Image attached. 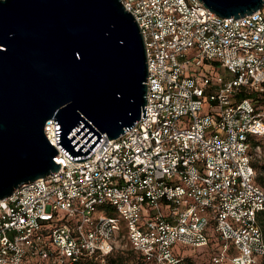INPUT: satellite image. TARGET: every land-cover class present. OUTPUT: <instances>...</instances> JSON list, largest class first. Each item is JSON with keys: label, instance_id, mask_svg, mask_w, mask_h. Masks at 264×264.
<instances>
[{"label": "built area", "instance_id": "built-area-1", "mask_svg": "<svg viewBox=\"0 0 264 264\" xmlns=\"http://www.w3.org/2000/svg\"><path fill=\"white\" fill-rule=\"evenodd\" d=\"M120 2L144 43L145 119L81 162L49 120L59 170L0 200V264H111L121 241L133 264H194L185 251L209 246L215 264H260L264 113L239 95L264 94V4L236 20L198 0Z\"/></svg>", "mask_w": 264, "mask_h": 264}, {"label": "water", "instance_id": "water-1", "mask_svg": "<svg viewBox=\"0 0 264 264\" xmlns=\"http://www.w3.org/2000/svg\"><path fill=\"white\" fill-rule=\"evenodd\" d=\"M240 19L264 0H198ZM147 62L120 0H0V200L59 170L44 133L73 161L146 116Z\"/></svg>", "mask_w": 264, "mask_h": 264}, {"label": "rangeland", "instance_id": "rangeland-1", "mask_svg": "<svg viewBox=\"0 0 264 264\" xmlns=\"http://www.w3.org/2000/svg\"><path fill=\"white\" fill-rule=\"evenodd\" d=\"M189 55L191 56L192 54ZM193 66H195L194 72L200 74L214 72L216 68L214 65L204 62H199L196 64L194 63ZM260 108L261 111L264 113V101ZM204 112H207V104L204 106ZM258 144L260 146V150L252 153V163L257 165L258 167V169L256 170V174L258 176H262L264 174L262 173L260 168L264 166V137L258 139ZM119 245L120 247L118 248V251L115 252L111 258L116 259L117 257L121 256L126 260L124 264H133L136 259L134 253L131 252L128 246H125L124 241H121ZM184 254L189 256L191 255L190 259L193 260L196 264H215L212 258L215 256L216 250H203L202 252H197L195 255H193V251L186 250ZM224 264H228V261H225Z\"/></svg>", "mask_w": 264, "mask_h": 264}, {"label": "trees", "instance_id": "trees-1", "mask_svg": "<svg viewBox=\"0 0 264 264\" xmlns=\"http://www.w3.org/2000/svg\"><path fill=\"white\" fill-rule=\"evenodd\" d=\"M245 97L250 98L253 102L258 103V105H260V106L263 104V101H264V94H262L261 96H258V95L241 93L239 95V98H245ZM252 166H253V168L255 170L258 169L257 165H255L253 163H252ZM260 169H261L262 173L264 174V166L261 167ZM255 184H257L258 186H260V187H262L264 189V175H262V176L256 175ZM259 226H260L261 231H262V233L264 235V218H260L259 219ZM208 249L215 250V246L214 247L213 246H209L207 248L196 250L193 255H195L197 252H202L203 250H208ZM125 261H126L125 258L120 256V257H117L116 259H112L111 260V264H124ZM190 261L193 262L194 264H196L193 260L190 259ZM260 264H264V257L262 258Z\"/></svg>", "mask_w": 264, "mask_h": 264}]
</instances>
